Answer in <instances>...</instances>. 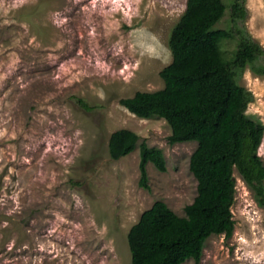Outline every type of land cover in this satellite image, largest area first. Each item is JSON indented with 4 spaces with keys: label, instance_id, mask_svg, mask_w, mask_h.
I'll list each match as a JSON object with an SVG mask.
<instances>
[{
    "label": "rangeland",
    "instance_id": "rangeland-1",
    "mask_svg": "<svg viewBox=\"0 0 264 264\" xmlns=\"http://www.w3.org/2000/svg\"><path fill=\"white\" fill-rule=\"evenodd\" d=\"M214 29H230L231 4ZM187 0H0V264H131L128 233L164 201L179 216L197 196L196 141L169 144L159 117L141 119L120 100L164 88L169 39ZM249 35L264 48V0H245ZM237 41H225L233 56ZM264 64V56L259 61ZM246 114L264 124V77L239 80ZM129 129L135 151L109 156L112 133ZM163 150L166 172L140 145ZM264 162V141L260 148ZM232 237L214 235L199 264H264V209L237 170ZM184 264H197L190 259Z\"/></svg>",
    "mask_w": 264,
    "mask_h": 264
},
{
    "label": "trees",
    "instance_id": "trees-1",
    "mask_svg": "<svg viewBox=\"0 0 264 264\" xmlns=\"http://www.w3.org/2000/svg\"><path fill=\"white\" fill-rule=\"evenodd\" d=\"M226 11L222 0H187L169 39L172 62L160 72L164 88L120 100L138 118L164 119L172 131L170 145L198 143L190 159L198 182L194 202L185 207V216L164 201L143 212L127 237L131 264H184L190 259L199 264L210 237L230 239L235 229V170L264 209V162L259 153L264 124L246 114L253 95L239 83L247 69L264 77V64L259 63L264 48L245 29V0L232 2L230 29H214ZM232 40L237 41L236 50L227 57L222 44ZM139 140L129 129L115 131L109 139L110 158L128 156ZM149 163L166 172L163 150L143 142L139 186L145 190H150Z\"/></svg>",
    "mask_w": 264,
    "mask_h": 264
}]
</instances>
